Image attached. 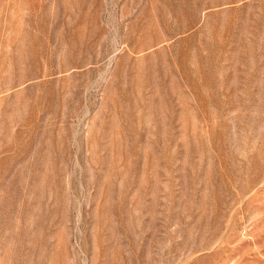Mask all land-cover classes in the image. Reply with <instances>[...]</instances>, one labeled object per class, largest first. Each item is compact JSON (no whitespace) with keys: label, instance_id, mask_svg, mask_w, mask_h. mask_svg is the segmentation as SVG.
<instances>
[{"label":"rangeland","instance_id":"1","mask_svg":"<svg viewBox=\"0 0 264 264\" xmlns=\"http://www.w3.org/2000/svg\"><path fill=\"white\" fill-rule=\"evenodd\" d=\"M0 264H264V0H0Z\"/></svg>","mask_w":264,"mask_h":264}]
</instances>
